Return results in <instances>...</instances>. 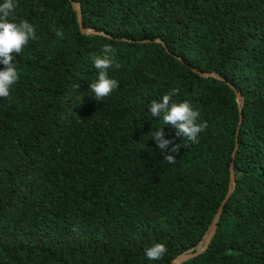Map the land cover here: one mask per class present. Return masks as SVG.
Listing matches in <instances>:
<instances>
[{
    "label": "trees",
    "instance_id": "obj_1",
    "mask_svg": "<svg viewBox=\"0 0 264 264\" xmlns=\"http://www.w3.org/2000/svg\"><path fill=\"white\" fill-rule=\"evenodd\" d=\"M72 1L16 0L9 17L39 39L0 98V264H172L213 223L237 145L216 233L182 264H264V0ZM105 44L119 87L99 101L92 57ZM175 88L208 128L192 144L165 126L189 144L170 164L149 105ZM155 243L168 251L148 260Z\"/></svg>",
    "mask_w": 264,
    "mask_h": 264
},
{
    "label": "clouds",
    "instance_id": "obj_2",
    "mask_svg": "<svg viewBox=\"0 0 264 264\" xmlns=\"http://www.w3.org/2000/svg\"><path fill=\"white\" fill-rule=\"evenodd\" d=\"M16 7V0H4L0 4V64L4 65V68L0 69V98H9L13 85L20 79L16 55H22L30 41L39 39L35 27L27 19L15 22L13 17L9 20ZM56 35L63 37L64 33L56 30ZM115 53L116 49L111 44H105L102 47V54L92 57L93 66L99 70V75L90 85V89L95 99L99 101H104L119 87V82L110 77L108 72L110 68L119 69L121 67L115 60ZM178 94V88L172 89L160 100H153L149 105L151 117L161 118L160 122L163 125L158 127V130L155 128L150 133V138L155 140L161 152H166L165 160L170 164L177 162L174 153L178 154L181 147H189L186 142L198 144L199 134L208 128V122H200L201 114L190 101L176 102L173 100V97ZM165 126L173 127L175 136L182 137L186 142L179 144L175 143L174 139H167ZM167 251L165 244L155 243L145 250V256L148 260H161Z\"/></svg>",
    "mask_w": 264,
    "mask_h": 264
},
{
    "label": "water",
    "instance_id": "obj_3",
    "mask_svg": "<svg viewBox=\"0 0 264 264\" xmlns=\"http://www.w3.org/2000/svg\"><path fill=\"white\" fill-rule=\"evenodd\" d=\"M72 1V0H71ZM72 5L74 7V9L77 11V15H78V22H79V25H80V29L83 33H87V34H95L97 33L96 31H94L93 29H90V28H85L83 26V17H82V10H81V6L79 3L75 2V1H72ZM102 35H106L105 33H100ZM201 76L203 77H216V78H219V76L215 73H202L200 72ZM234 91H235V94H236V98H237V101L239 103L240 106H242L245 102V99L244 97L242 96L241 92L238 91L234 85L230 84V83H227ZM241 110V108H240ZM242 124V116H240V121H239V128H238V131L240 130V126ZM239 132H237V135H238ZM237 149H238V145L236 146V149L235 151L233 152V161L231 163V167H230V189H229V192L225 198V200L222 202L220 208H219V211L217 212V214L215 215V218L213 220V223L211 224V226L209 227V230L206 232V234L204 235L203 237V240L199 243V245L192 249V250H188L186 252H184L183 254L179 255L173 262L172 264H182L183 262H186V261H189L199 255H201L202 253H204L215 233H216V230H217V226H218V222L220 220V217H221V214L223 212V208L228 200V198L231 196V194L233 193V191L235 190V186H236V176H235V165H234V159L236 157V152H237Z\"/></svg>",
    "mask_w": 264,
    "mask_h": 264
}]
</instances>
